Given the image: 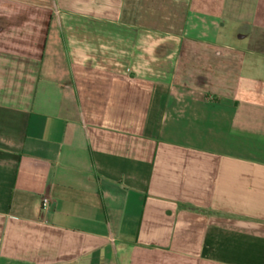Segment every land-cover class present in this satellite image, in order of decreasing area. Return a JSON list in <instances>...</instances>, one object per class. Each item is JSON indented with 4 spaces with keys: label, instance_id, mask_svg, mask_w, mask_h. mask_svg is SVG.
<instances>
[{
    "label": "crops",
    "instance_id": "0c3cea01",
    "mask_svg": "<svg viewBox=\"0 0 264 264\" xmlns=\"http://www.w3.org/2000/svg\"><path fill=\"white\" fill-rule=\"evenodd\" d=\"M0 264H264V0H0Z\"/></svg>",
    "mask_w": 264,
    "mask_h": 264
},
{
    "label": "built area",
    "instance_id": "2783aa9c",
    "mask_svg": "<svg viewBox=\"0 0 264 264\" xmlns=\"http://www.w3.org/2000/svg\"><path fill=\"white\" fill-rule=\"evenodd\" d=\"M51 200L47 197L43 198L42 209L45 210L50 205Z\"/></svg>",
    "mask_w": 264,
    "mask_h": 264
}]
</instances>
